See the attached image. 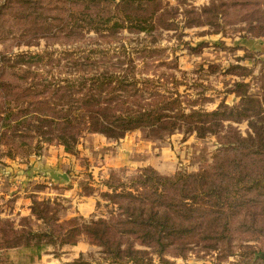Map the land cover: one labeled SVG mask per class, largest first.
<instances>
[{
	"label": "trees",
	"instance_id": "16d2710c",
	"mask_svg": "<svg viewBox=\"0 0 264 264\" xmlns=\"http://www.w3.org/2000/svg\"><path fill=\"white\" fill-rule=\"evenodd\" d=\"M54 1L58 13L52 16L32 0H7L3 7L20 5L16 18L33 20L31 35L38 38L79 36L95 30L109 42L125 28L142 32L169 27L180 16L189 25L219 26L221 18L230 16L231 6L244 11V19L257 21L252 30L264 36L261 0H212L201 8L187 4L181 8L164 0ZM100 52L106 60L124 66L126 60L113 62L106 50ZM4 60L2 78L9 69L19 76L16 66L27 65L10 57ZM121 65L98 77H81L77 88L69 81L62 85L30 67H21L27 84L0 90V163L6 158L40 155L44 143L55 141L73 152L87 133L118 140L129 132L148 129L150 137L159 139L177 131L195 133L201 139L218 137L221 148L214 164L197 173L178 171L170 176L143 168L128 181L113 171L104 181L108 190L101 193L106 206H113L108 216L61 220L36 202L34 214L44 225L40 229H33L28 218L22 219L20 229L10 219L0 218V256L16 250L26 256L18 264H35L52 247L58 256L64 246L86 241L101 248L102 261L97 264H154L155 255L165 262L167 251L186 256L193 246L215 249L221 242L230 244L232 226L242 215L250 222L246 233L264 232V93L252 95L247 83L237 82L240 101L234 105L223 102L208 111L196 101L185 104L159 77L135 71L132 61L124 69ZM245 120L254 125L256 140L245 144L249 148L243 158L240 152L230 158V146L235 143L230 138L244 144L233 123ZM250 248L246 253L249 262L257 257L264 263V252ZM75 264L94 263L79 258Z\"/></svg>",
	"mask_w": 264,
	"mask_h": 264
},
{
	"label": "rangeland",
	"instance_id": "374dc122",
	"mask_svg": "<svg viewBox=\"0 0 264 264\" xmlns=\"http://www.w3.org/2000/svg\"><path fill=\"white\" fill-rule=\"evenodd\" d=\"M6 1L0 0V67L4 59L10 57L13 61L25 62L28 66L22 65L24 69L30 67L54 82L65 85L69 81L77 88L81 77H98L121 65L106 60L103 52H100L106 50L108 55L114 57L113 62L126 60L121 69L132 61L135 71L143 73V76L159 77L165 83L164 87L173 88L185 104L196 101L208 111L217 109L223 102L228 105L238 103L240 98L235 92L237 82L247 83V90L252 95L264 93V36H258L252 30L257 21L251 23L244 19L241 17L244 11L231 8L233 6L229 7L230 16L221 18L219 26L189 25L180 16L169 27L149 28L142 32H132L125 28L112 41L107 42L95 30H86L79 36L38 38L31 35L35 22L23 17L16 18L22 7L14 4L15 8L4 9ZM33 1L40 5L45 15L58 13V3L54 0ZM211 1L164 0L181 8L186 7V4L201 8L210 5ZM224 1L230 3L233 0ZM73 28L72 25L68 29ZM21 67L16 66L20 77L14 76L10 69L4 78L0 76V90H7L12 84L25 83V78L21 77ZM233 126L244 144L238 145L241 142L232 136L230 140L235 143L230 146L229 157L235 158L240 152L243 158L249 148L245 144L256 140L254 125L250 120H245L234 122ZM124 139L125 143L129 141L130 148L118 149ZM220 148L221 143L216 136L201 139L195 133L177 131L159 139L150 137L148 129L129 132L118 140L101 133H87L80 138L73 152L66 151L65 146L58 141L44 143L40 155L6 158L0 163V218L10 219L18 229L22 228V219L28 218L33 229H40L44 225L34 214L36 202L46 207L49 215L54 213L61 220L75 216L87 219L102 214L108 216L113 206H106L107 201L101 193L108 190L104 181L113 171L124 179L131 178L143 168H153L168 176L178 171L197 173L214 164ZM46 151L56 156L57 160L53 164L44 163ZM48 170L66 173L69 180H56ZM43 180L49 182L46 186L54 191L53 194H47L48 197L39 198L33 190L45 188ZM86 196H94L96 204L101 201L99 208L95 205L94 211L89 214L78 209L79 201ZM248 223V216L243 215L235 221L231 230L234 238L230 244L221 242L215 249L193 246L194 249L186 256L167 251L165 262L155 255L154 264H247L250 261V257L246 258L249 247L264 252V232L246 233ZM78 245L81 248L76 253L68 248L77 245H66L58 256L52 247L46 255L57 260L50 264H75L79 258L94 264L102 261L100 247L86 241ZM24 254L16 250L3 254L0 256V264L25 262ZM46 255L36 260L35 264H48L44 260ZM249 264L264 263L256 257Z\"/></svg>",
	"mask_w": 264,
	"mask_h": 264
},
{
	"label": "crops",
	"instance_id": "0c3cea01",
	"mask_svg": "<svg viewBox=\"0 0 264 264\" xmlns=\"http://www.w3.org/2000/svg\"><path fill=\"white\" fill-rule=\"evenodd\" d=\"M257 46H258V43L256 42V48H257ZM126 142V139H124L123 140V142H121L120 143V147H118V149L119 148H121L122 150H125V149H129L130 148V145H129V141H127V143H125ZM119 156V155H118ZM48 159H50V160H48ZM57 160V158H56V156H53V155H51V154H49L48 153V151H46V153H45V155H44V163L46 164V165H50V164H53L56 160ZM1 173H2V171H1ZM0 173V174H1ZM43 182H44V185L45 186H43V187H45V188H42V189H40V190H38V189H34L33 190V193L34 194H36L37 195V197H39V198H44V197H48V195L47 194H53V191H54V189L51 191V189L52 188H48L47 186H46V184L47 183H49V182H46V181H44L43 180ZM62 195H65L64 193L62 194ZM99 203V204H98ZM95 205H96V208H99L98 206L100 205V201L99 202H97V204H96V198L94 197V196H86V197H83L80 201H79V203H78V209H79V211L80 212H82V213H84V214H86V213H91L92 211H94V208H95ZM80 245H78L77 244V246H70L71 248H68V250H72V252H74V253H76L77 252V250L79 249V248H81V247H79ZM73 247V248H72ZM44 260L48 263V264H50V263H55V261L57 260L56 258H54V257H52L51 255H46L45 256V258H44ZM60 261V260H59Z\"/></svg>",
	"mask_w": 264,
	"mask_h": 264
},
{
	"label": "water",
	"instance_id": "95a60500",
	"mask_svg": "<svg viewBox=\"0 0 264 264\" xmlns=\"http://www.w3.org/2000/svg\"><path fill=\"white\" fill-rule=\"evenodd\" d=\"M48 173L56 180H59L61 178L64 180H69V176L66 173H60L55 170H48Z\"/></svg>",
	"mask_w": 264,
	"mask_h": 264
}]
</instances>
